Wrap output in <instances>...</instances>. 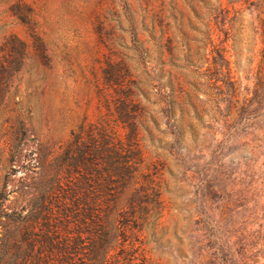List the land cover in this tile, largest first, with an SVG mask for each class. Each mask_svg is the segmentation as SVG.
Masks as SVG:
<instances>
[{
  "label": "rangeland",
  "instance_id": "obj_1",
  "mask_svg": "<svg viewBox=\"0 0 264 264\" xmlns=\"http://www.w3.org/2000/svg\"><path fill=\"white\" fill-rule=\"evenodd\" d=\"M107 64L159 193L145 264H264V0H0V264L22 263L72 133L105 118L124 136Z\"/></svg>",
  "mask_w": 264,
  "mask_h": 264
},
{
  "label": "trees",
  "instance_id": "obj_2",
  "mask_svg": "<svg viewBox=\"0 0 264 264\" xmlns=\"http://www.w3.org/2000/svg\"><path fill=\"white\" fill-rule=\"evenodd\" d=\"M103 75V105L126 132L122 138L108 132L102 118L72 133L64 181L55 177L23 217L21 264H145L140 231L146 206L160 207L159 193L153 173L142 167L139 107L114 66L107 64Z\"/></svg>",
  "mask_w": 264,
  "mask_h": 264
}]
</instances>
